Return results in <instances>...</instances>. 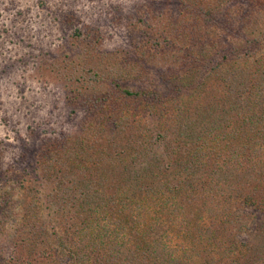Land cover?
Listing matches in <instances>:
<instances>
[{"label": "trees", "instance_id": "16d2710c", "mask_svg": "<svg viewBox=\"0 0 264 264\" xmlns=\"http://www.w3.org/2000/svg\"><path fill=\"white\" fill-rule=\"evenodd\" d=\"M136 12L56 66L74 123L0 184V240L22 259L24 217L48 264H264V0Z\"/></svg>", "mask_w": 264, "mask_h": 264}, {"label": "rangeland", "instance_id": "374dc122", "mask_svg": "<svg viewBox=\"0 0 264 264\" xmlns=\"http://www.w3.org/2000/svg\"><path fill=\"white\" fill-rule=\"evenodd\" d=\"M141 2L0 0L1 185L15 165L21 164V153L36 134L72 129L74 115L66 104V82L55 72L60 68L56 66L74 55L84 58L88 46L93 51L104 45L116 53L127 41L125 22L135 23ZM120 16L130 21L119 22ZM15 187L22 190L21 185ZM22 194L18 198L30 196ZM19 219V237L26 236L22 256L31 264H48L38 257L43 246L34 249L31 241L27 243L34 231L32 225L24 217ZM14 240V234L9 240H0L2 264H23Z\"/></svg>", "mask_w": 264, "mask_h": 264}]
</instances>
